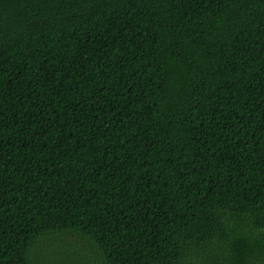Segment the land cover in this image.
Returning a JSON list of instances; mask_svg holds the SVG:
<instances>
[{"label": "trees", "instance_id": "obj_1", "mask_svg": "<svg viewBox=\"0 0 264 264\" xmlns=\"http://www.w3.org/2000/svg\"><path fill=\"white\" fill-rule=\"evenodd\" d=\"M0 264H264V0H0Z\"/></svg>", "mask_w": 264, "mask_h": 264}, {"label": "rangeland", "instance_id": "obj_2", "mask_svg": "<svg viewBox=\"0 0 264 264\" xmlns=\"http://www.w3.org/2000/svg\"><path fill=\"white\" fill-rule=\"evenodd\" d=\"M75 237H76V243H75V245L76 244H80V242H82V239L80 237H77V236H75ZM71 240H73V239L71 238ZM81 246L82 245H76V246H74V248H78L79 249ZM77 251H79V250H77Z\"/></svg>", "mask_w": 264, "mask_h": 264}]
</instances>
